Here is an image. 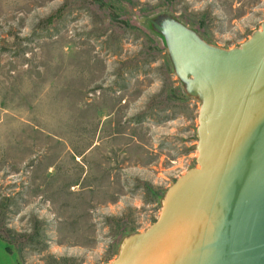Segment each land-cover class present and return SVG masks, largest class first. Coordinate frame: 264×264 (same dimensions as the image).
<instances>
[{
  "label": "rangeland",
  "instance_id": "obj_1",
  "mask_svg": "<svg viewBox=\"0 0 264 264\" xmlns=\"http://www.w3.org/2000/svg\"><path fill=\"white\" fill-rule=\"evenodd\" d=\"M165 16L234 49L264 0H0V264H109L199 167Z\"/></svg>",
  "mask_w": 264,
  "mask_h": 264
},
{
  "label": "water",
  "instance_id": "obj_2",
  "mask_svg": "<svg viewBox=\"0 0 264 264\" xmlns=\"http://www.w3.org/2000/svg\"><path fill=\"white\" fill-rule=\"evenodd\" d=\"M202 105L198 164L160 216L109 264H264V23L241 47L207 43L175 18L150 19Z\"/></svg>",
  "mask_w": 264,
  "mask_h": 264
}]
</instances>
